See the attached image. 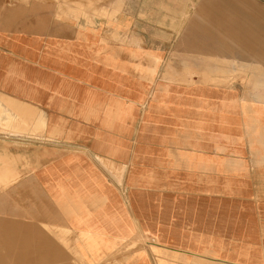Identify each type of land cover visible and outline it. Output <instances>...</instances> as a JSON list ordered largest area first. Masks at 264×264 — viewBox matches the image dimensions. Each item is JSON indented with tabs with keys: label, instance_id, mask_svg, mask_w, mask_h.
Instances as JSON below:
<instances>
[{
	"label": "crops",
	"instance_id": "1",
	"mask_svg": "<svg viewBox=\"0 0 264 264\" xmlns=\"http://www.w3.org/2000/svg\"><path fill=\"white\" fill-rule=\"evenodd\" d=\"M62 1L0 0V264H264V100L209 83L264 0Z\"/></svg>",
	"mask_w": 264,
	"mask_h": 264
},
{
	"label": "rangeland",
	"instance_id": "2",
	"mask_svg": "<svg viewBox=\"0 0 264 264\" xmlns=\"http://www.w3.org/2000/svg\"><path fill=\"white\" fill-rule=\"evenodd\" d=\"M111 1L112 0H63L62 6L64 9L68 10L69 16L74 18L83 16L85 22L91 23L93 18H110L114 15V11L109 14L107 8ZM113 39L119 42L125 41V37L119 34H114ZM239 73V82L236 80H227L209 83L225 86H232L239 83V87L248 95L264 100V65L243 66L239 68ZM131 247H134V244L125 246V248Z\"/></svg>",
	"mask_w": 264,
	"mask_h": 264
},
{
	"label": "bare ground",
	"instance_id": "3",
	"mask_svg": "<svg viewBox=\"0 0 264 264\" xmlns=\"http://www.w3.org/2000/svg\"><path fill=\"white\" fill-rule=\"evenodd\" d=\"M219 1H220V0H219ZM235 1H236V0H235ZM251 1H252V0H251ZM206 2H207V1H206ZM206 2H205V3H206ZM210 2H211V1H210ZM232 2H234V1H232ZM211 3H212V2H211ZM217 3H218V2H217ZM238 3H239V2H238ZM251 4H253V3H250V5H251ZM222 5H225V4H222ZM256 5H257V4H256ZM241 7H242V6H241ZM163 8H164V7H163ZM209 8H210V7H209ZM234 8H235V7H234ZM237 8H238V6H237L235 9H237ZM244 8H246V7H244ZM259 8H260V7H259ZM205 9H206V8H205ZM212 9H213V8H212ZM241 9H242V8H241ZM255 9H256V8H255ZM213 10H214V9H213ZM248 10H250V8H249ZM209 11H210V10H209ZM228 11H229V9H228ZM255 11H257V10H255ZM207 12H208V11H207ZM207 12H206V13H207ZM223 12L226 13V11H223ZM212 13H213V11H212ZM216 13H217V12H216ZM236 13H237V12H236ZM258 13H259V12H258ZM258 13H257V14H258ZM227 14H228V13H227ZM237 14H238V13H237ZM254 14H255V13H254ZM260 14H261V13H260ZM222 15H223V14H222ZM223 16H224V15H223ZM245 16H248V15H245ZM262 16H263V15H262ZM212 17H213V16H212ZM216 17H217V16H216ZM221 17H222V16H221ZM221 17L219 16V18H221ZM234 17H236V16H234ZM219 18H218V19H219ZM227 18H228V17H227ZM227 18H226V19H227ZM263 19H264V18H263ZM220 20H221V19H220ZM255 20H256V19H255ZM218 21H219V20H218ZM256 21H257V20H256ZM210 22H211V21H210ZM220 23H222V22H220ZM223 27H225V26H223ZM242 29H243V28H242ZM222 30H223V29H222ZM245 30H246V29H245ZM230 33H231V32H230ZM261 34H262V33H261ZM260 36H262V35H260ZM232 37H233V36H232ZM251 37H252V36H251ZM260 38H261V37H260ZM262 39H263V38H261V40H262ZM244 40H245V39H244ZM247 41H248V40H246V42H247ZM259 41H260V40H259ZM259 41H258V42H259ZM237 43H238V42H237Z\"/></svg>",
	"mask_w": 264,
	"mask_h": 264
}]
</instances>
